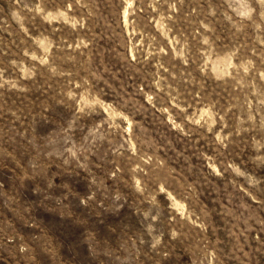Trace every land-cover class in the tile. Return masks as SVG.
Returning <instances> with one entry per match:
<instances>
[{
	"label": "rangeland",
	"instance_id": "obj_1",
	"mask_svg": "<svg viewBox=\"0 0 264 264\" xmlns=\"http://www.w3.org/2000/svg\"><path fill=\"white\" fill-rule=\"evenodd\" d=\"M0 264H264V0H0Z\"/></svg>",
	"mask_w": 264,
	"mask_h": 264
}]
</instances>
